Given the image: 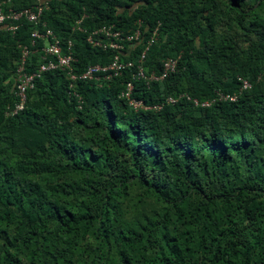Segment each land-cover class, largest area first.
<instances>
[{
    "label": "trees",
    "instance_id": "trees-1",
    "mask_svg": "<svg viewBox=\"0 0 264 264\" xmlns=\"http://www.w3.org/2000/svg\"><path fill=\"white\" fill-rule=\"evenodd\" d=\"M45 1L41 22L72 42L75 73L112 60L87 42L93 31L142 20V42L122 55L136 63L159 25L144 65L159 73L180 56L177 71L135 82L133 95L179 99L132 109L120 98L131 69L75 82L79 105L53 70L7 115L21 46L42 23L0 30V264H264V0ZM41 63L32 53L26 69ZM219 92L237 98L201 107L180 97Z\"/></svg>",
    "mask_w": 264,
    "mask_h": 264
},
{
    "label": "built area",
    "instance_id": "built-area-1",
    "mask_svg": "<svg viewBox=\"0 0 264 264\" xmlns=\"http://www.w3.org/2000/svg\"><path fill=\"white\" fill-rule=\"evenodd\" d=\"M15 0H3L0 3V30H8L16 32L20 24L24 21L34 23L36 25L42 23L41 17L44 10L47 8V1L38 0L30 7H23L20 9L13 8ZM78 21L77 29H80ZM159 25L153 28L145 40L144 50L134 63L131 60L123 58V52L126 50V44H135L142 42L144 38V24L142 20H137L134 26L128 30L120 29L115 25H105L93 31L87 36V42L96 48H101L105 51L113 52L112 60L109 64L90 65L84 72H73V64L76 58L73 52V44L69 41L67 44H62L61 40L56 36L53 30L45 23H42V30L34 29L32 32L31 46H21V58L17 68V79L15 86V95L18 102L13 109L7 112V115H15L23 111L27 102V92L34 87L35 81L40 78L45 72L53 70H62L66 73L70 85L69 94L78 98V104L82 102V98L75 91L74 85L78 80L95 82L98 85L103 82L111 81L114 78L120 77L125 71L132 70L130 73L131 79L125 83L123 90L120 93V98L125 99L128 105L138 110H153L160 111L167 104H174L179 98L167 97L163 102L156 104H148L142 99H136L133 95L134 85L137 81H143L147 86L153 82L163 81L170 74L177 71L180 56L177 58L169 57L162 62V70L158 73L156 71L148 70L144 65L146 55L154 42L157 39ZM39 40L43 44L39 46ZM42 53V63L39 64L31 72L27 71L26 65L30 54ZM250 88V83L247 80H242L241 90ZM189 101H192L196 106L209 107L216 100L218 101H235L237 96L235 94L218 93L216 98L211 101L199 102L197 99H191L186 94Z\"/></svg>",
    "mask_w": 264,
    "mask_h": 264
}]
</instances>
